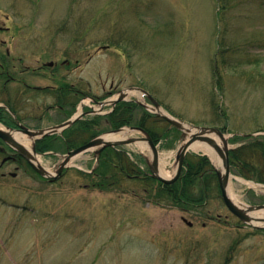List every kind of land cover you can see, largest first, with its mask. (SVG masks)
Wrapping results in <instances>:
<instances>
[{
    "label": "rangeland",
    "instance_id": "obj_1",
    "mask_svg": "<svg viewBox=\"0 0 264 264\" xmlns=\"http://www.w3.org/2000/svg\"><path fill=\"white\" fill-rule=\"evenodd\" d=\"M7 50L20 69L58 63L56 79L80 83L86 96L107 101L142 88L191 126L226 127L229 139L264 134L257 133L264 131V0H0V54ZM51 73L45 68L27 80L46 87ZM2 86L0 104L8 98ZM8 88L14 97L19 86ZM132 92L127 102L155 110ZM56 103L30 90L17 105L33 113L32 127H49L63 120L57 108L47 111ZM102 107L85 100L84 110L111 108ZM168 127L159 119L160 135ZM143 136L133 130L126 139ZM184 138L178 131L159 141L170 171ZM56 147L42 156L52 173L66 154L62 143ZM123 150L134 161L152 159L137 143ZM96 165L89 151L55 182L25 164L0 171V264H264V229L241 223L220 197L199 210L180 209L155 203L140 182L99 189L90 176ZM251 182L235 176L232 194L249 206L264 204V188Z\"/></svg>",
    "mask_w": 264,
    "mask_h": 264
},
{
    "label": "trees",
    "instance_id": "obj_2",
    "mask_svg": "<svg viewBox=\"0 0 264 264\" xmlns=\"http://www.w3.org/2000/svg\"><path fill=\"white\" fill-rule=\"evenodd\" d=\"M7 61V55L0 54V64L7 63ZM137 110H140L141 113L137 114ZM3 112L4 110L0 108V122L9 125V122L4 120L1 114ZM158 122L159 118L146 111L143 106L123 102L116 107L112 114L87 120L83 126L88 134L87 141L100 133L99 130L95 129L100 126V123H109L110 129H118L125 125L139 126L147 130L156 143H159L166 135L178 132L177 129L170 130L168 128L166 131L171 132L160 135L157 128ZM222 130L226 132V127H223ZM231 142L233 144L241 142V145L230 152V161L234 173L245 179L264 184V136L254 138L235 136ZM73 146L72 144L71 147ZM55 149H57L56 141L47 137L39 142L37 150L44 153ZM140 163L146 164L144 158L134 161L123 148L105 149L100 155L98 166L90 175L96 177L93 187L103 190L111 189L121 186L124 179L144 183L146 185L145 192L148 191V195L157 200L155 203L169 204L180 209L192 207L199 210L205 208L214 196L220 197L216 171L206 156L189 154L185 161L186 168L180 179L170 185L153 179L149 175L148 169H142Z\"/></svg>",
    "mask_w": 264,
    "mask_h": 264
},
{
    "label": "flooded vegetation",
    "instance_id": "obj_3",
    "mask_svg": "<svg viewBox=\"0 0 264 264\" xmlns=\"http://www.w3.org/2000/svg\"><path fill=\"white\" fill-rule=\"evenodd\" d=\"M6 55L8 59L7 63L0 64V82L3 83L1 92L8 95L7 100L3 101L4 104H1L2 106H0V108L4 110V112L1 113L2 116L4 117V120L9 122V125L6 126L14 129H20L21 125L31 130L49 129L70 121L72 118L78 115L79 110L82 111L80 113V117L75 121L73 125L67 127L63 131L62 135L52 134L40 140H37L36 141L37 149L39 142L49 137L53 141H56L59 144L62 143L67 153L72 149L87 144L88 142L97 138L98 136L102 135L105 132L115 131L125 127L141 128L139 126L125 125L118 129H110L109 123H105V125H107L106 128H108L109 126V129H106L105 131L104 130L99 131L100 133L97 136L87 141L88 136L86 135L88 134L86 133V129L84 128L83 123L86 122L87 120H92L93 118L106 117L112 114L115 111L116 107L120 103L126 102V100L119 101L112 111H109V113H106L104 115L103 114L98 115L96 109L86 108L87 110H84L86 98H92V101L99 105L107 98L104 100L103 98L99 99L98 97L93 95H92L93 97L90 95L86 96V92L80 83L76 85L75 83H71L68 80H62V81L57 80L54 72L56 68H59V65L56 62L53 61L48 62L44 64L43 67L33 70H30L29 67L20 69L16 65H11L12 60L10 59L9 52ZM63 65L64 67L68 68L69 61L64 62ZM45 68H49L52 70L50 76L53 81L52 82L53 84L46 87H39V86H33L31 83L28 82L27 77L29 75L40 74V72H42ZM11 84H15L19 86L14 97L8 88V86ZM30 90L36 91L38 92V94L48 93L50 96L55 98V102H57L58 104L56 103V105L54 106H49L47 108V111L50 112L52 110H55V108H57V111H59L63 115V120L54 123L53 126H49V127H43V126L32 127V125H30L28 121L35 119L33 113L28 112L29 109H27V107H24L23 105H17L18 103H22V97L24 96L25 93L29 92ZM123 93L124 91L120 92L119 95L122 96ZM41 119H43V117L38 118L37 120H41ZM102 124L103 123H100V126ZM72 144L74 145L73 147H71ZM48 152L54 153L56 152V150H50ZM0 155L3 156V159L0 163V171L9 164H25L28 165V167H30V164L21 155L16 153L10 147L6 146V144L1 140H0ZM16 168L20 169V166L18 165Z\"/></svg>",
    "mask_w": 264,
    "mask_h": 264
},
{
    "label": "water",
    "instance_id": "obj_4",
    "mask_svg": "<svg viewBox=\"0 0 264 264\" xmlns=\"http://www.w3.org/2000/svg\"><path fill=\"white\" fill-rule=\"evenodd\" d=\"M149 98L157 108V110L161 109L160 104L150 95ZM125 98V94H122V96L118 99L112 102V105L115 106L119 101H123ZM158 115L167 120L169 123L177 127L179 130L183 132V137L185 139L187 138L184 131L182 130L183 127V122L180 120H177L169 115L166 114H161L158 112ZM79 117L72 119L66 123H63L59 126H55L49 129H42V130H31L27 127H24L21 125L20 129H14V128H8L12 132H18L23 135H27L30 138H33L34 144L32 147V151L34 154H37V149H36V141L39 139H42L46 136L52 135V134H57L61 133L66 127L73 125L74 122L78 119ZM196 131L192 132V134L189 136L186 141H184V146L178 151L177 154V172L171 179H166L160 175V154L157 146L155 145L152 137L150 136L149 133H147L145 130L138 129V128H131L133 130H139L141 131L144 135L145 138L141 139H136L132 138L129 140H118V141H104L102 137H98L96 139L91 140L87 144H84L74 150H70L65 156L64 159L58 168L56 175L49 176L46 174V170L43 166H37L33 162L30 161L28 152L26 148L19 143L13 136V134L6 132L4 130H0V139L3 140L8 146H10L12 149H14L17 153L21 154L23 157L27 159V161L31 164L33 169L42 177L48 179V180H58L59 178L62 177L64 169L68 166V164L72 161L73 158L77 157L78 155H81L85 152L91 151L93 149H97L94 153L97 156V158L100 156V154L103 152L104 149L107 147H116V146H125L128 144L136 143L138 141H146L148 145L151 148L152 151V160H148L149 168L151 171V175L154 179H157L165 184H173L175 183L181 176L182 169L184 166V161L186 158V155L189 152L190 147L192 146L193 143L196 141H203L206 142L214 151H216L222 158L223 161V169L220 171L216 169L217 175H218V181L222 193V198L229 209V211L238 217L241 221H243L246 224L251 225L253 221H255V218L252 216V213L259 211V210H264V205H254V206H248L247 208H243L238 206L236 203L232 201L228 194V188L230 185V181L232 176V167L230 163V146H229V139L226 137L224 132L218 128H211V127H194ZM122 129H119L117 131H113L111 133H118ZM211 135H216L219 138L222 139L224 146L220 147L214 139L211 137ZM260 222H264V220H260ZM191 225V223H190ZM257 228H264V227H257Z\"/></svg>",
    "mask_w": 264,
    "mask_h": 264
},
{
    "label": "bare ground",
    "instance_id": "obj_5",
    "mask_svg": "<svg viewBox=\"0 0 264 264\" xmlns=\"http://www.w3.org/2000/svg\"><path fill=\"white\" fill-rule=\"evenodd\" d=\"M130 92H132L131 90H128L127 92H125V94L129 95ZM133 95H136L140 100H143V96L140 92H138L136 89L133 90ZM147 99H148V94H147ZM115 101V100H111V101H108L106 102V104L108 105H111L112 102ZM145 103V102H144ZM151 104L154 106V104L151 102ZM161 106V105H160ZM145 107H148V102L145 104ZM82 111L79 110L78 114H80ZM153 114L155 116H157L158 118H162L161 116L158 115V112L161 113V114H166V115H169L167 112H165L163 109H162V106H161V109L160 110H157V108L155 107V110H152ZM171 116V115H169ZM0 130H4L6 132H9L10 134L12 133L14 138L19 142L21 143L27 150L28 152V156H29V159L31 162H33L35 165L37 166H43V162H42V156L41 155H36L33 153L32 151V144L34 142V139L33 138H30L29 136L27 135H23L21 133H18V132H12L11 130H9L7 127L3 126V124H0ZM182 130L184 131L185 135H186V139L189 138V136L192 134V132L196 131V129L194 128V126H191L187 123H183V127H182ZM222 130V129H220ZM133 130H131L130 128H125L123 130H121V132L119 133H109V134H106V135H103L102 136V139L104 141H118V140H125L127 138V134L129 132H132ZM222 132H224L222 130ZM243 134V133H242ZM211 137L214 139V141L216 142V144H218L220 147L224 146V143L222 141L221 138H219L218 136L216 135H211ZM227 137V136H226ZM186 139L184 138V141H186ZM185 143V142H184ZM184 143L182 144L181 148L184 146ZM138 146L142 149V150H145L147 149L148 145L146 143V141H138ZM13 150V149H12ZM190 151H193L195 153H198L197 155H202V156H207L210 160H211V163H213L214 167L218 170H222L223 169V161H222V158L221 156L216 152L214 151L206 142H203V141H196L195 143L192 144V146L190 147L189 149V152ZM16 152V151H15ZM188 152V154L186 156H188L190 153ZM17 153V152H16ZM19 154V153H18ZM21 155V154H19ZM22 156V155H21ZM23 157V156H22ZM26 161L27 159L25 157H23ZM75 158L72 159V161L70 163L73 162ZM28 162V161H27ZM29 163V162H28ZM30 164V163H29ZM70 165V164H69ZM168 166H169V163H168V159L167 157H162L160 156V175L166 179H171L175 173L177 172V169L176 170H169L168 169ZM30 167L32 168V170L35 172V170L33 169V167L31 166L30 164ZM44 167V166H43ZM45 168V167H44ZM186 168V166L184 165L183 166V169H182V172L184 171V169ZM46 170V174L51 176H55L54 173L50 172V170H48L47 168H45ZM149 175L152 177L151 175V172L149 173ZM232 176L235 177V176H239V177H242L240 176L239 174H236V173H232ZM232 177V178H233ZM153 178V177H152ZM231 178V180H232ZM244 178V177H242ZM154 179V178H153ZM157 180V179H155ZM159 181V180H157ZM161 182V181H159ZM162 183V182H161ZM231 184V183H230ZM250 186L252 188H258V187H263L262 185H259L256 184V183H253L251 182L250 183ZM228 194L230 196V198L232 199V201L234 203H236L238 206L240 207H243V208H247L248 205L246 204H243L239 201V199H237L233 194H232V187L231 185H229V188H228ZM215 197V196H214ZM217 197H219L217 195ZM220 198H222V193L220 192ZM22 209L24 208H21L19 209V211H22ZM25 211H28L26 210L25 208ZM34 212V211H33ZM32 212V213H33ZM252 216L255 218V221L252 222V226H264V223H261L260 220H264V210H259V211H256L254 213H252ZM190 224V223H189ZM192 225V223H191Z\"/></svg>",
    "mask_w": 264,
    "mask_h": 264
}]
</instances>
